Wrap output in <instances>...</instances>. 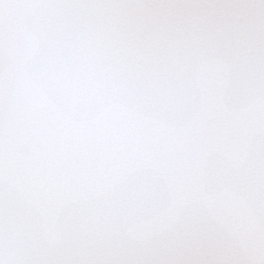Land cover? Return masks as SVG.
I'll return each instance as SVG.
<instances>
[{
    "label": "snow or ice",
    "instance_id": "1",
    "mask_svg": "<svg viewBox=\"0 0 264 264\" xmlns=\"http://www.w3.org/2000/svg\"><path fill=\"white\" fill-rule=\"evenodd\" d=\"M0 264H264V0H0Z\"/></svg>",
    "mask_w": 264,
    "mask_h": 264
}]
</instances>
